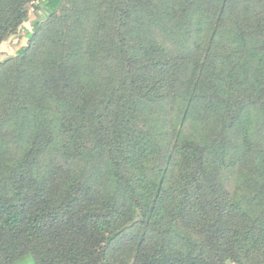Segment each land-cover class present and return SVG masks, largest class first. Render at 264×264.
<instances>
[{"label":"trees","instance_id":"obj_1","mask_svg":"<svg viewBox=\"0 0 264 264\" xmlns=\"http://www.w3.org/2000/svg\"><path fill=\"white\" fill-rule=\"evenodd\" d=\"M34 5L45 21L0 63V264H264V0H0V45ZM196 15L203 62L152 37ZM171 93L166 135L150 109ZM81 131L85 153L69 147ZM225 139L241 140L232 191Z\"/></svg>","mask_w":264,"mask_h":264},{"label":"rangeland","instance_id":"obj_2","mask_svg":"<svg viewBox=\"0 0 264 264\" xmlns=\"http://www.w3.org/2000/svg\"><path fill=\"white\" fill-rule=\"evenodd\" d=\"M35 6L29 7L28 11L30 13L29 18V29L32 30V26L35 22L41 21L43 23L46 18V14L41 10L35 11ZM92 21V20H91ZM228 27V25H227ZM26 29L22 27L14 36L10 37L7 41L4 42V45H1L0 49V63L4 60L13 57L16 51L26 44L25 33ZM152 37L164 48H166L170 54H172L175 58L182 57H191V56H201L200 62H203L204 57L206 56L205 51L201 54V52L206 48V30L205 24L201 15H196L191 19V22L186 19H181V23L177 22L175 25H168L163 28L161 26L159 28H154ZM219 41H221V37H217ZM231 41L224 38L222 42L218 43L212 51L210 50L207 61L212 62L215 65L223 64L225 60H229L232 56V47L230 45ZM205 54V55H204ZM204 55V56H203ZM181 60V59H177ZM187 62V61H186ZM185 62V63H186ZM222 73L229 76L230 79H224L219 82V86H224L226 93L222 94L221 97L227 102H234L237 98V93L235 87L237 86L235 80V70L232 68V65H228L226 70L222 71ZM234 77V79L232 78ZM208 87H212L210 82H208ZM219 89V88H218ZM56 104V103H55ZM180 104V99L177 96L175 99L174 94H170V98L164 103L163 108L159 109H150L156 113V117L150 122V125L153 126L156 130L165 129L166 135L170 134L175 127L181 126L180 118L179 122L176 119V111ZM57 118H53V123L56 124ZM258 118L256 113L250 108L246 109L241 117V122L248 127L250 134L255 133L256 131V123L258 122ZM57 126V124H56ZM199 127L195 126L193 122L186 123L184 129L186 132H191L192 130L198 129ZM81 137V139H79ZM71 139L69 141V147L71 150L76 152L85 153L89 150L91 142L90 138L86 136L82 131L79 134L78 139ZM220 139V137H219ZM225 143H230L229 147L226 148L224 166L225 170L223 171V175L226 178V187L229 191L233 190V180L238 176L237 167L234 165L235 163V154L237 153L235 146L237 148L241 147V140L237 139L236 142L233 140L225 139ZM87 149V150H86ZM61 154V147H57L52 157H48V160L51 158H55L56 156ZM49 161H47L48 163ZM46 163V162H45ZM46 163V164H47Z\"/></svg>","mask_w":264,"mask_h":264},{"label":"crops","instance_id":"obj_3","mask_svg":"<svg viewBox=\"0 0 264 264\" xmlns=\"http://www.w3.org/2000/svg\"><path fill=\"white\" fill-rule=\"evenodd\" d=\"M28 24H29V22H26V23H24V24L22 25V27L24 28V30L26 29L27 31H30ZM22 27H21V28H22ZM27 31H26V32H27ZM2 44L4 45V42H3ZM2 44H1V45H2ZM1 45H0V47H1ZM0 49H1V48H0Z\"/></svg>","mask_w":264,"mask_h":264}]
</instances>
